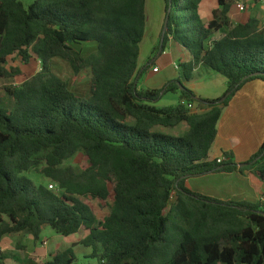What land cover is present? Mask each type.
<instances>
[{
  "label": "trees",
  "instance_id": "trees-1",
  "mask_svg": "<svg viewBox=\"0 0 264 264\" xmlns=\"http://www.w3.org/2000/svg\"><path fill=\"white\" fill-rule=\"evenodd\" d=\"M146 1L0 0V264L4 239L38 242L48 230L88 232L81 245L95 264H264V202H224L188 187L191 179L246 171L264 181V143L243 164L232 153L221 163L210 158L224 110L248 83H264V28L256 18L235 23L236 0H218L212 22L199 15L203 0H164L158 54L174 42L191 61L162 89L143 90L154 64L139 68ZM83 44L96 51L74 47ZM15 56L26 65L38 59L41 71L28 78L8 69ZM54 59L76 75L92 71L90 98L53 73ZM200 66L226 80L221 98L204 100L186 87ZM168 94L180 103L159 108ZM194 103L210 110L192 113ZM79 152L87 165L65 167ZM31 171L63 193L37 185ZM111 196L99 220L88 200ZM77 262L69 248L43 264Z\"/></svg>",
  "mask_w": 264,
  "mask_h": 264
},
{
  "label": "crops",
  "instance_id": "crops-1",
  "mask_svg": "<svg viewBox=\"0 0 264 264\" xmlns=\"http://www.w3.org/2000/svg\"><path fill=\"white\" fill-rule=\"evenodd\" d=\"M240 3H244L247 8L243 13L239 11L238 4ZM218 9V0H203L199 6V15L205 22H212L214 20V13ZM146 15L147 25L145 37L143 43L141 44L140 58L142 51L146 49L145 45L147 41L151 40L152 42L150 44L151 48L149 50V55L145 59L144 63H141L139 59V68L144 67L148 64V62H154L151 69L148 71L149 79L146 80L147 90H160L166 83L175 80V77L172 76L171 73H166L165 70H168V66H174L175 70L178 71L177 78H179V70L176 69V66L180 67V64L190 62L191 56L185 50L178 47L174 42H170L167 50H176L177 47L179 49H177V59L179 58V61L181 62L176 63V61L173 60L175 57H173L172 54H166L167 50L159 57L160 59H157L156 61L152 60L154 57L153 54L163 36L166 17V6L164 0H147ZM230 17L237 24H245L251 18H256L259 20L261 27L264 28V3H261L259 0H236L235 5L231 9ZM94 45H91V47L96 51V46ZM164 57H170V60L164 62V65L166 66L159 64L161 59ZM56 60L60 59H54L52 61V71ZM31 62H35V68L39 67L37 70L38 74L42 69L40 61L33 58ZM154 68H158L159 72L154 73ZM84 72L89 74V91L86 96H82L78 92L74 93L79 97L88 99L90 98L92 71L87 69L79 75H83ZM151 76L152 78H150ZM215 76L222 77L200 66L195 71L192 79L188 83H185V85L201 99L216 100L221 98L226 92L227 82L223 77L215 78ZM145 77L146 74L142 78L141 82L144 81ZM196 79L203 81H217L221 83V93H213L212 95L207 86H205V89H201L203 87V81L201 83H197L195 82ZM191 108L194 110L192 113L198 114H204L210 110L208 107L199 103H194ZM218 129V138L210 153L211 160L223 158V153L226 152L234 154L235 162L237 164H243L250 160V158L259 151L264 143V83L262 81L258 80L248 83L233 98L230 105L224 110ZM188 187L195 193L224 202H250L254 204L264 202V181H261L253 171H246L243 174L239 172L231 174H213L201 178H195L188 181ZM48 232L55 235L52 231L48 230L38 242H36L33 237H28L26 239L30 243V246L33 247V251L27 252V254L30 255L27 262H30V264H43L48 261L52 255L69 248H73L77 255L78 248L82 247L81 241L89 235V233L84 230L79 232H83V236L79 238L80 243L78 244V240H74V236L77 234L70 237L55 235L57 236L56 239H63L64 245H66L63 250L59 251L58 240H55V238H52L50 241L46 240ZM13 241L14 239L6 238L1 244V251L5 256L6 264L8 262L7 258L10 255H13L15 251L14 247H16V245L14 246ZM81 254L82 258L86 260V258L90 256L91 251L82 252ZM79 261L80 257L78 256L77 264H80ZM89 261L90 260H86V262H88L87 264H90Z\"/></svg>",
  "mask_w": 264,
  "mask_h": 264
},
{
  "label": "rangeland",
  "instance_id": "rangeland-1",
  "mask_svg": "<svg viewBox=\"0 0 264 264\" xmlns=\"http://www.w3.org/2000/svg\"><path fill=\"white\" fill-rule=\"evenodd\" d=\"M27 5L33 3L35 0H23ZM264 3V2H261ZM151 40L147 41L146 43V49H144L142 51V55L140 58V62L144 63L145 59L147 58V56L149 55V50L151 48ZM91 45L94 44H83V46H74L77 50L81 51L82 53H84L85 55H90L92 54L95 49L91 47ZM96 46V45H94ZM159 47V45H158ZM156 48L154 54H153V58L152 60H154L156 54H158V50L159 48ZM177 47L176 50L172 49V50H167L166 54H169L175 58H173L174 61H176V63H180L181 61H179V58L177 59L178 56V52H177ZM179 50V49H178ZM174 52V53H173ZM160 57V52L158 54V59ZM170 60V57H164L163 59H161L160 61V65L166 66L164 65L166 61ZM30 64V65H29ZM28 65L24 64L22 62V60L20 59V57L15 56L13 58L10 59L7 68L11 69V68H19L24 75H26L28 78H32L37 74V70L39 69V67L35 68V62H30ZM38 65V64H37ZM41 66V65H40ZM180 66V65H179ZM42 67V66H41ZM53 71L56 75H58L59 77H61L64 81H67L70 85V89L73 92H78L80 95L82 96H86V94L89 91V74L87 72H84L83 75H76L74 73V71L72 70L70 64L62 59L60 60H56V63L53 65ZM166 73L168 74H172V76H174L175 80L178 77V71L175 70L174 66L170 67L168 66V70H165ZM149 72L146 73V77L144 78V81L141 82V86L140 89L143 90H147V85H146V80L149 79ZM152 78V76L150 77ZM215 78H222V77H218L215 76ZM178 79V78H177ZM203 80L200 79H196L195 82L197 83H201ZM203 87L201 89H205L207 86L208 89L211 91V94H218L221 93V83L217 82V81H203L202 82ZM214 100V99H212ZM180 103V96L179 95H174V94H168L166 95L158 104L157 106L159 108H164V107H169V106H177ZM191 111L194 112V110L191 108ZM186 130L185 127H182L180 129V131L184 132ZM181 132V133H182ZM84 160V155L82 152L77 153L73 158H71L70 160H68L65 163V167H71V168H75L78 169L81 166H83L84 164L87 165V162L83 161ZM27 176L33 180L37 185H45L49 188V186L51 185L49 183V181H47L44 177H42L40 174H38L35 171H31L27 174ZM58 194H62L63 192L61 190H59V188L56 191ZM114 201L113 196L110 197L109 201L107 203L105 202H101L98 200H91L89 199L88 202L91 203L94 213L97 216V218L99 220H104L110 213V208L109 205L112 204ZM82 233H78L76 236H74V240H78L77 244L80 243L79 242V238H81L83 235ZM57 236L51 234L50 232L47 233L46 235V240L50 241L52 238H55V240L59 241V251L63 250L66 245H64V240L63 239H56ZM28 237H18L16 239H14V246L16 245V247H14V253L13 255H10L7 258V264H30V262H27L28 258L30 257V255L27 254L28 251H33V247L30 246V243L26 240ZM20 247V248H19ZM90 249H87L85 247H79L77 250V255L80 257V264H87L88 262H86L85 259L82 258V252H90ZM90 264H95L94 261L90 260L89 261Z\"/></svg>",
  "mask_w": 264,
  "mask_h": 264
},
{
  "label": "built area",
  "instance_id": "built-area-1",
  "mask_svg": "<svg viewBox=\"0 0 264 264\" xmlns=\"http://www.w3.org/2000/svg\"><path fill=\"white\" fill-rule=\"evenodd\" d=\"M260 2H264V0H259ZM238 7H239V11L240 12H245L246 11V5L244 4V3H240V4H238ZM176 69L177 70H179V67L178 66H176ZM153 72L154 73H158L159 72V69L158 68H154L153 69ZM191 108V107H190ZM224 160V158H221V159H219L218 160V162L219 163H221L222 161ZM57 189H58V187L56 186V185H54V184H51L50 186H49V190H51V191H54V192H56L57 191ZM46 244V243H45Z\"/></svg>",
  "mask_w": 264,
  "mask_h": 264
},
{
  "label": "water",
  "instance_id": "water-1",
  "mask_svg": "<svg viewBox=\"0 0 264 264\" xmlns=\"http://www.w3.org/2000/svg\"><path fill=\"white\" fill-rule=\"evenodd\" d=\"M167 24H168V21H167V23H166V25H165V27H164V34H165L166 30H167ZM164 34H163V38H164ZM161 52H162V50H161ZM242 167H243V166H242Z\"/></svg>",
  "mask_w": 264,
  "mask_h": 264
}]
</instances>
